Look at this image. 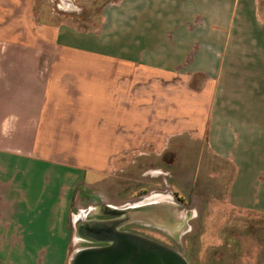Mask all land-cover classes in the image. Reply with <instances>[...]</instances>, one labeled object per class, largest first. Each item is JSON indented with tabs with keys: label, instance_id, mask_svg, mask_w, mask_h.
Instances as JSON below:
<instances>
[{
	"label": "rangeland",
	"instance_id": "obj_1",
	"mask_svg": "<svg viewBox=\"0 0 264 264\" xmlns=\"http://www.w3.org/2000/svg\"><path fill=\"white\" fill-rule=\"evenodd\" d=\"M30 2L14 8L17 40L37 44L29 36L37 20L74 24L122 45L135 65L126 73L125 149L107 171L78 167L57 177L59 167L26 164L24 154L0 157L4 197L25 191L46 202L33 224L40 239L5 245L10 258L0 264H35L40 248L38 264H67L83 245L72 221L84 209L98 218L104 204L151 195L165 202L169 196L189 217L184 226L173 233L133 224L125 230L180 251L189 264H264V21L257 20L264 0ZM240 30L250 36L252 58L230 66ZM232 191L234 200L248 202L234 204Z\"/></svg>",
	"mask_w": 264,
	"mask_h": 264
},
{
	"label": "crops",
	"instance_id": "obj_2",
	"mask_svg": "<svg viewBox=\"0 0 264 264\" xmlns=\"http://www.w3.org/2000/svg\"><path fill=\"white\" fill-rule=\"evenodd\" d=\"M30 1L37 0H0V135H6L0 136V157L24 154L26 164L41 161L59 167L57 177L78 167L105 172L125 149L126 73L135 63L126 59L122 45L74 24L37 20L29 27L37 44L17 40L14 8L29 7ZM257 20L263 23L264 17ZM249 38L241 30L235 34L230 66L251 61ZM7 183L0 182V257L8 262L5 245L23 246L26 237L40 239V226L33 224L46 202L40 193L30 200L25 191L4 197ZM233 195L236 205L248 202ZM68 200L66 213L70 195ZM43 251L38 250L35 264Z\"/></svg>",
	"mask_w": 264,
	"mask_h": 264
},
{
	"label": "water",
	"instance_id": "obj_3",
	"mask_svg": "<svg viewBox=\"0 0 264 264\" xmlns=\"http://www.w3.org/2000/svg\"><path fill=\"white\" fill-rule=\"evenodd\" d=\"M168 199L169 196L165 202L160 196L151 195L124 206L109 205L115 217L108 219L89 218L91 210L84 209L87 216L78 223L72 221L77 243L83 245L70 253L67 264H189L180 251L121 229L136 223L169 233L179 231L188 216L179 215L175 204ZM175 222L179 224L174 226Z\"/></svg>",
	"mask_w": 264,
	"mask_h": 264
},
{
	"label": "flooded vegetation",
	"instance_id": "obj_4",
	"mask_svg": "<svg viewBox=\"0 0 264 264\" xmlns=\"http://www.w3.org/2000/svg\"><path fill=\"white\" fill-rule=\"evenodd\" d=\"M109 205H112V204H104L100 208V213H98V214H101V216L98 217L99 219H108V218L115 217V213L111 211V208L108 207ZM86 213H87L86 211L85 212L82 211L80 213V215L81 214H83V215H81L80 217L76 218V223H78V221H79L80 218L83 219V217L85 216ZM130 225H132V224H130ZM130 225H124L121 229L122 230H125V228L128 227V226H130ZM133 225H135V226L136 225H140L141 226V224H136V223H133Z\"/></svg>",
	"mask_w": 264,
	"mask_h": 264
}]
</instances>
